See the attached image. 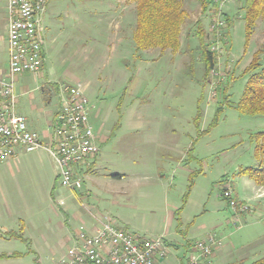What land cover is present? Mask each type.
<instances>
[{
    "label": "rangeland",
    "instance_id": "1",
    "mask_svg": "<svg viewBox=\"0 0 264 264\" xmlns=\"http://www.w3.org/2000/svg\"><path fill=\"white\" fill-rule=\"evenodd\" d=\"M244 1L209 0L204 11L202 0H185L181 49L162 52L136 50V0H49L47 65L41 74H22L18 111L42 136L52 124L50 112L59 108V87L86 84L90 123L105 140L97 184L123 194L97 192L92 173L81 176L95 194L88 195L70 192L58 178L53 189L49 177L24 165L0 164V264H57L61 240L82 219H96L87 206L98 207L97 200L104 201V219L142 237L163 238L169 246L164 264H186L195 242L210 235L222 239L225 251L210 264L264 258V186L239 174L259 165L253 135L264 131L263 115L236 109L250 75L245 71L264 47L263 20L247 40ZM220 17L225 25L212 29ZM199 21L216 56L208 75L195 35ZM6 22L7 0H0L2 64L8 59ZM229 188L248 212L230 206Z\"/></svg>",
    "mask_w": 264,
    "mask_h": 264
},
{
    "label": "built area",
    "instance_id": "2",
    "mask_svg": "<svg viewBox=\"0 0 264 264\" xmlns=\"http://www.w3.org/2000/svg\"><path fill=\"white\" fill-rule=\"evenodd\" d=\"M49 0H7L8 68L0 72V162L14 159L19 149L26 152L45 149L51 155L61 185L72 191L83 188L75 171L100 152L99 134L90 123L86 84L76 82L59 87V109L50 126L48 143L31 130L27 118L17 108L19 75L43 73L47 61L45 17ZM219 18L212 26L223 27ZM215 48V46H214ZM224 196L237 213L250 210L239 204L229 188ZM238 218V217H237ZM238 220V219H236ZM92 233L80 232L57 264H164L169 246L159 238H146L100 219ZM223 246L222 239L210 235L196 241L186 264H203Z\"/></svg>",
    "mask_w": 264,
    "mask_h": 264
},
{
    "label": "trees",
    "instance_id": "3",
    "mask_svg": "<svg viewBox=\"0 0 264 264\" xmlns=\"http://www.w3.org/2000/svg\"><path fill=\"white\" fill-rule=\"evenodd\" d=\"M202 1L203 9L207 11L206 4L209 0ZM242 9L247 40L249 41L258 21H264V0H245ZM187 17L185 0H136V26L133 31L136 50L160 49L162 52L166 50L178 52L182 44V27ZM226 17V22L230 26L231 20L228 16ZM196 30L195 35L201 45L206 74L208 75L215 65L216 56L208 49L210 37L206 34L200 21L197 23ZM263 53L264 47L255 53L254 59L245 71L250 75L245 84L244 92L236 104V109L242 114L264 116V64L261 63ZM220 110H223V107L218 108L212 125L216 123ZM253 141L255 142V155L259 160V165L242 168L239 174L249 176L258 186H264V131L255 133ZM114 176L120 175L115 173ZM13 236L22 238L21 234H14ZM252 264H264V258Z\"/></svg>",
    "mask_w": 264,
    "mask_h": 264
},
{
    "label": "crops",
    "instance_id": "4",
    "mask_svg": "<svg viewBox=\"0 0 264 264\" xmlns=\"http://www.w3.org/2000/svg\"><path fill=\"white\" fill-rule=\"evenodd\" d=\"M86 5V4H85ZM86 8H83L82 6H80L79 8V11H85ZM53 11V10H52ZM47 15V13H46ZM107 16V14H104ZM105 16V17H106ZM46 18V17H45ZM105 20H104V24H105ZM5 30H6V33H7V22H6V25H5ZM7 63L6 64H2L0 63V72H6L7 71V68H8V61H9V54H8V42H7ZM46 65H47V61H46ZM23 76L24 75H19L18 76V79H17V86L18 84L20 85V91H22V89H24L26 87V85H21V81L23 79ZM18 88V87H17ZM21 95H23L22 92H19L18 93V97H20ZM59 109V108H58ZM58 109L53 113L50 112V114L52 115H55L58 111ZM20 114L24 115L26 118H27V114H23V112L21 113L19 111ZM28 119V118H27ZM28 121V120H27ZM29 126V125H28ZM49 136H50V129L49 131H46L42 134V136L40 135L41 139L43 140L44 143H48L49 141ZM100 141V140H99ZM104 139H102L100 141V152L93 158H91L88 162H86L85 164H82V165H76L75 167V171L77 173V175L79 177L82 176V173H85L84 177L87 176L88 173H92L95 174L97 173L95 170V167L98 165L100 159H101V156H102V144L104 143ZM8 164L10 166H12L13 164L14 165H21V166H25L27 169H30V170H33V171H39L38 173L40 174V176L42 177L43 174L45 175V178L49 177V184L50 185H54L53 189L56 188V180L57 179V169H56V165L51 157V155L49 154V152L45 149H38L36 151H32V152H26L22 149H19L18 152H17V155L14 159L8 161V162H0V164ZM31 173V171H29ZM48 173V174H47ZM115 173L111 174L110 176L111 177H116L118 179H122L124 177V174H120L118 173L120 176H114ZM109 176V175H108ZM107 177V176H106ZM97 177H92L91 178V182H92V185L91 187L95 185V187H98V191H101L103 192L104 189L103 187L100 188V186L97 184ZM102 178H104V175L102 176ZM84 179V178H83ZM109 184V183H108ZM62 186V185H61ZM63 188H65L64 186H62ZM88 188V184H87V181L84 179L83 181V188L80 189L81 191H88L87 194L88 195H93L94 194V191H92V188ZM115 188V187H114ZM112 189L110 188L111 190L109 191H104V192H107L108 194H112L114 196H118V195H121L123 194L121 191V189ZM67 190H70L68 188H65ZM95 189V188H94ZM70 192H77V191H72L70 190ZM117 193V194H116ZM95 195V194H94ZM98 196V195H97ZM98 201V207L97 206H87V209L92 211L93 212V216H96V219L93 218V220L91 219H82L81 223L79 226H74V227H70L68 233L66 234V236L61 240V243L63 242V248H61V250H59V253H60V258L64 255V253L66 252L67 248L71 245H73L75 243V240H76V236L78 233L84 231V232H87V233H92L94 232L100 225V222L98 221V218L100 219L103 215L101 214L100 212V205L104 204V201L103 203L100 202L99 204V201L100 200H97ZM118 202V201H116ZM62 203L64 204V201H62ZM105 205V204H104ZM94 209V210H92ZM67 210L71 211L72 208H67ZM72 217L74 219H77L79 217V214L77 213H73ZM113 223V222H112ZM116 227L120 228V229H123V230H126V231H130V232H133L132 230H130L128 227H125V226H118L117 224H115V222L113 223ZM135 233V232H133ZM225 254V251L223 249H219L217 250L214 255L206 262H204L203 264H210L212 259L216 256H223ZM59 258V259H60Z\"/></svg>",
    "mask_w": 264,
    "mask_h": 264
}]
</instances>
